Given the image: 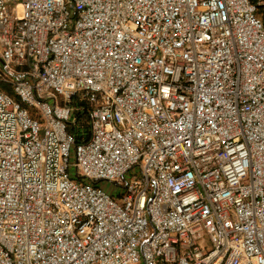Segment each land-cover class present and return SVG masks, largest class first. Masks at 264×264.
Here are the masks:
<instances>
[{
	"label": "built area",
	"instance_id": "2783aa9c",
	"mask_svg": "<svg viewBox=\"0 0 264 264\" xmlns=\"http://www.w3.org/2000/svg\"><path fill=\"white\" fill-rule=\"evenodd\" d=\"M259 5L0 0V264H264Z\"/></svg>",
	"mask_w": 264,
	"mask_h": 264
},
{
	"label": "trees",
	"instance_id": "16d2710c",
	"mask_svg": "<svg viewBox=\"0 0 264 264\" xmlns=\"http://www.w3.org/2000/svg\"><path fill=\"white\" fill-rule=\"evenodd\" d=\"M0 88L3 89V90H5V91H7L9 94H12L10 87L7 86V85H5V84L0 83ZM73 131H74V133L76 134L77 139L80 138V134H81V133H83L85 136H86L87 133H88L87 126H83V127H81V128H76V129H74Z\"/></svg>",
	"mask_w": 264,
	"mask_h": 264
},
{
	"label": "rangeland",
	"instance_id": "374dc122",
	"mask_svg": "<svg viewBox=\"0 0 264 264\" xmlns=\"http://www.w3.org/2000/svg\"><path fill=\"white\" fill-rule=\"evenodd\" d=\"M259 15L264 19V5H261L258 10ZM101 185L107 189V191H111L113 189L112 184H108L106 182H101Z\"/></svg>",
	"mask_w": 264,
	"mask_h": 264
},
{
	"label": "crops",
	"instance_id": "0c3cea01",
	"mask_svg": "<svg viewBox=\"0 0 264 264\" xmlns=\"http://www.w3.org/2000/svg\"><path fill=\"white\" fill-rule=\"evenodd\" d=\"M254 2H258V3H260V5H259V7L261 6V5H264V0H253Z\"/></svg>",
	"mask_w": 264,
	"mask_h": 264
}]
</instances>
